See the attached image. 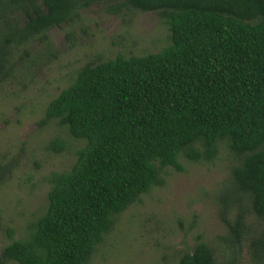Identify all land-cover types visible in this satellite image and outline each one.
Segmentation results:
<instances>
[{"label":"trees","instance_id":"trees-1","mask_svg":"<svg viewBox=\"0 0 264 264\" xmlns=\"http://www.w3.org/2000/svg\"><path fill=\"white\" fill-rule=\"evenodd\" d=\"M98 2L110 12H157L169 43L155 53L89 63L51 99L39 121L84 142L52 172L45 211L0 263L89 264L117 217L183 159L210 163L226 144L238 162L222 196L220 243L199 240L178 264H264V0H0V88L15 57ZM67 148L62 138L47 149ZM254 219V223L250 222ZM220 246V247H219ZM219 255V256H218Z\"/></svg>","mask_w":264,"mask_h":264},{"label":"rangeland","instance_id":"rangeland-1","mask_svg":"<svg viewBox=\"0 0 264 264\" xmlns=\"http://www.w3.org/2000/svg\"><path fill=\"white\" fill-rule=\"evenodd\" d=\"M169 33L157 12L117 15L109 2H98L73 22L49 30V47L36 41L16 54V71L0 88V262L9 229L14 238L27 234L47 207L51 173L69 169L84 144L56 122L39 126L48 102L83 66L118 54L155 53L169 43ZM55 138L64 139L67 148L48 150ZM182 161L184 172L169 169L163 186L117 217L89 264H178L199 240L220 243L225 218L235 214L226 213L222 196L238 159L222 144L213 162ZM241 259L250 264L246 246Z\"/></svg>","mask_w":264,"mask_h":264}]
</instances>
